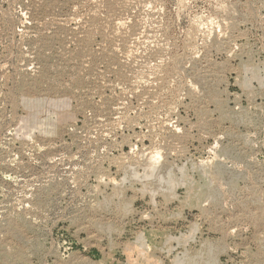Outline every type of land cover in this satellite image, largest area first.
Here are the masks:
<instances>
[{"label":"rangeland","instance_id":"rangeland-1","mask_svg":"<svg viewBox=\"0 0 264 264\" xmlns=\"http://www.w3.org/2000/svg\"><path fill=\"white\" fill-rule=\"evenodd\" d=\"M0 264H264V0H0Z\"/></svg>","mask_w":264,"mask_h":264}]
</instances>
